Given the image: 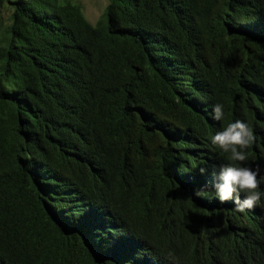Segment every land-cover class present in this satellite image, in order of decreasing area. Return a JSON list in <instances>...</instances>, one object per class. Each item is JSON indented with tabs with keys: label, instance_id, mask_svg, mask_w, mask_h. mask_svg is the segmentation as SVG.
<instances>
[{
	"label": "trees",
	"instance_id": "1",
	"mask_svg": "<svg viewBox=\"0 0 264 264\" xmlns=\"http://www.w3.org/2000/svg\"><path fill=\"white\" fill-rule=\"evenodd\" d=\"M1 10L0 264H264V195L220 203L211 143L247 123L264 192V0Z\"/></svg>",
	"mask_w": 264,
	"mask_h": 264
},
{
	"label": "clouds",
	"instance_id": "2",
	"mask_svg": "<svg viewBox=\"0 0 264 264\" xmlns=\"http://www.w3.org/2000/svg\"><path fill=\"white\" fill-rule=\"evenodd\" d=\"M223 117V104H215L213 118L220 121ZM255 141L254 130L241 120L229 123L221 131L216 132L211 139V143L224 152L230 151L232 161L241 162L222 165L216 175V183L212 186L215 197L220 203L232 201L234 210L240 213L253 209L261 196L264 195V192L259 190V168L254 170L251 167L242 166V162L248 159L246 149ZM205 171V168H200L201 174H204ZM242 193L245 194L243 199H241ZM196 194L200 195V192L198 191Z\"/></svg>",
	"mask_w": 264,
	"mask_h": 264
},
{
	"label": "rangeland",
	"instance_id": "3",
	"mask_svg": "<svg viewBox=\"0 0 264 264\" xmlns=\"http://www.w3.org/2000/svg\"><path fill=\"white\" fill-rule=\"evenodd\" d=\"M74 2H77L81 5L82 12L85 16V18L90 22L93 23L95 19L99 16V14L102 12L106 0H72ZM0 15H2V19L5 18L7 15L6 10H1Z\"/></svg>",
	"mask_w": 264,
	"mask_h": 264
}]
</instances>
